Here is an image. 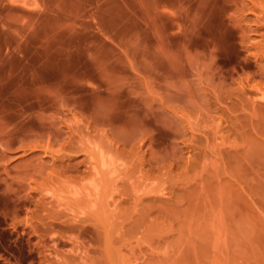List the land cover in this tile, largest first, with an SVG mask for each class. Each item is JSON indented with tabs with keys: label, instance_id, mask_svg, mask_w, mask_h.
I'll return each instance as SVG.
<instances>
[{
	"label": "rangeland",
	"instance_id": "374dc122",
	"mask_svg": "<svg viewBox=\"0 0 264 264\" xmlns=\"http://www.w3.org/2000/svg\"><path fill=\"white\" fill-rule=\"evenodd\" d=\"M0 264H264V0H0Z\"/></svg>",
	"mask_w": 264,
	"mask_h": 264
}]
</instances>
